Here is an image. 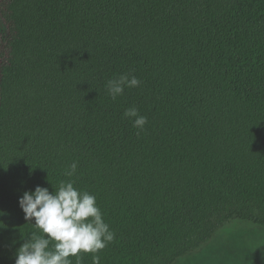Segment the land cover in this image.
<instances>
[{
  "label": "trees",
  "instance_id": "trees-1",
  "mask_svg": "<svg viewBox=\"0 0 264 264\" xmlns=\"http://www.w3.org/2000/svg\"><path fill=\"white\" fill-rule=\"evenodd\" d=\"M0 22V264L39 234L18 198L61 181L115 233L100 264H173L264 225V0H0ZM121 73L140 85L113 100Z\"/></svg>",
  "mask_w": 264,
  "mask_h": 264
},
{
  "label": "clouds",
  "instance_id": "clouds-1",
  "mask_svg": "<svg viewBox=\"0 0 264 264\" xmlns=\"http://www.w3.org/2000/svg\"><path fill=\"white\" fill-rule=\"evenodd\" d=\"M139 85L140 80L127 73L106 82L108 95L113 100L122 95L125 88ZM122 115L141 131L147 124V117L135 106L126 108ZM77 167L78 163L74 161L64 175L72 177ZM18 204L24 219L34 225L39 234L30 233L19 246L14 264H72L70 257H75L76 264H81V253L92 254L93 264H100L98 253L115 238V233L103 219L96 197L74 187L72 180L61 181L57 190L51 193L48 188L37 185L34 190L24 191ZM0 215H3L2 210Z\"/></svg>",
  "mask_w": 264,
  "mask_h": 264
},
{
  "label": "rangeland",
  "instance_id": "rangeland-1",
  "mask_svg": "<svg viewBox=\"0 0 264 264\" xmlns=\"http://www.w3.org/2000/svg\"><path fill=\"white\" fill-rule=\"evenodd\" d=\"M173 264H264V225L242 220L231 222L205 246Z\"/></svg>",
  "mask_w": 264,
  "mask_h": 264
}]
</instances>
